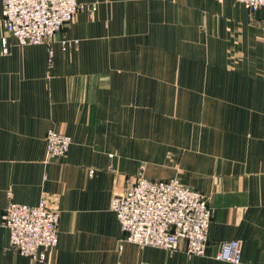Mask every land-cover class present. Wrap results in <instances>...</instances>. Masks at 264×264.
<instances>
[{
    "label": "crops",
    "instance_id": "0c3cea01",
    "mask_svg": "<svg viewBox=\"0 0 264 264\" xmlns=\"http://www.w3.org/2000/svg\"><path fill=\"white\" fill-rule=\"evenodd\" d=\"M77 1L51 45L20 46L0 25V221L12 202L60 214L44 261L0 227V264H234L215 258L229 241L241 264H264V8ZM50 130L72 139L63 160H47ZM140 175L209 198L205 256L120 249L112 200Z\"/></svg>",
    "mask_w": 264,
    "mask_h": 264
},
{
    "label": "built area",
    "instance_id": "2783aa9c",
    "mask_svg": "<svg viewBox=\"0 0 264 264\" xmlns=\"http://www.w3.org/2000/svg\"><path fill=\"white\" fill-rule=\"evenodd\" d=\"M252 12L264 8V0H236ZM0 25L20 46L51 45L54 37L75 19L83 8L77 0H0ZM8 52L7 41L2 42ZM47 160L67 157L71 137L50 130L46 134ZM121 227L120 249L123 243L141 248L151 247L168 252L180 250L185 243L189 256H205L208 230L212 220L209 198L183 186L178 179L154 181L140 175L122 194L112 200ZM60 214L46 201L38 206L10 203L0 221L9 230L10 249L33 260L44 261L47 252L58 245ZM217 260L241 264L238 241L220 244Z\"/></svg>",
    "mask_w": 264,
    "mask_h": 264
},
{
    "label": "rangeland",
    "instance_id": "374dc122",
    "mask_svg": "<svg viewBox=\"0 0 264 264\" xmlns=\"http://www.w3.org/2000/svg\"><path fill=\"white\" fill-rule=\"evenodd\" d=\"M66 27H67V26H66ZM66 27H65V28H66ZM62 31H63V30H62ZM62 31H61V32H62ZM61 32H60V33H61ZM65 44H66V43H65ZM65 44H64V45H65ZM60 134H61V133H60ZM64 135H65V134H64Z\"/></svg>",
    "mask_w": 264,
    "mask_h": 264
}]
</instances>
